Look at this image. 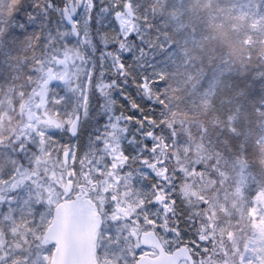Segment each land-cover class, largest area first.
I'll use <instances>...</instances> for the list:
<instances>
[{
	"label": "snow or ice",
	"instance_id": "obj_1",
	"mask_svg": "<svg viewBox=\"0 0 264 264\" xmlns=\"http://www.w3.org/2000/svg\"><path fill=\"white\" fill-rule=\"evenodd\" d=\"M0 264H264V0H0Z\"/></svg>",
	"mask_w": 264,
	"mask_h": 264
}]
</instances>
